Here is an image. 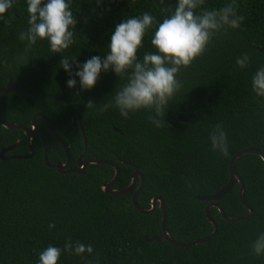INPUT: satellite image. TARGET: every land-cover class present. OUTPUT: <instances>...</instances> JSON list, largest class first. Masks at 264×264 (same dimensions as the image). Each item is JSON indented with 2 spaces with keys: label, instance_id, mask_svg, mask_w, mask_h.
<instances>
[{
  "label": "trees",
  "instance_id": "trees-1",
  "mask_svg": "<svg viewBox=\"0 0 264 264\" xmlns=\"http://www.w3.org/2000/svg\"><path fill=\"white\" fill-rule=\"evenodd\" d=\"M175 3L71 0L77 19L71 29L75 43L56 54L47 39H38L30 48L28 41L19 39L29 27L27 0H13L0 19V89L12 80L27 95L0 92V122L30 129L33 115H43L68 146L70 167L81 156L117 163L119 175L112 189L126 188L132 172L141 171L144 184L137 204L148 210L150 201L161 197L166 232L174 241L186 243L213 231L205 214L208 202L196 197L211 195L227 184L229 161L237 152L254 148L264 154V97L252 89L254 74L264 67V0H235L237 14L245 18L240 28L222 31L203 56L181 68L177 79L183 87L169 101L161 127L147 118L152 114L148 110L121 116L114 97L127 79H119L112 70L102 71L92 89L81 90L78 77L76 87L69 88V75L60 65L62 56L81 65L92 56L103 58L117 24L143 13L162 22L160 9ZM229 3L233 0H205L203 7L219 9ZM154 31L146 32L138 58L157 52L151 44ZM245 54L249 61L241 69L236 60ZM88 101L96 106L87 109ZM105 104L112 106L101 112ZM177 115L190 122L178 121ZM216 124L227 134V156L211 147L209 135ZM36 125L30 158L0 159V264H39L44 249L50 245L63 249L69 239L91 245L93 253L62 252L58 264H264V254L252 252L253 242L264 233V161L259 155L244 154L235 161L243 181L242 198L253 214L227 222L211 207L216 235L182 248L164 239L145 240L161 233L159 203L154 212L142 214L133 207L131 193L104 192L101 185L114 175L111 166L89 164L83 174H61L46 166L45 150L50 164L64 162L66 155L41 118ZM28 143L22 130L0 126V150L13 145L5 157L29 154ZM239 187L236 183L217 202L228 218L249 213L238 197Z\"/></svg>",
  "mask_w": 264,
  "mask_h": 264
},
{
  "label": "clouds",
  "instance_id": "clouds-1",
  "mask_svg": "<svg viewBox=\"0 0 264 264\" xmlns=\"http://www.w3.org/2000/svg\"><path fill=\"white\" fill-rule=\"evenodd\" d=\"M70 5L71 0H27L29 27L20 33L19 39L28 41L29 48L38 39H47L52 53H62L75 43L71 29L76 28L77 19ZM204 5L205 0H176L174 6L165 5L160 9L164 15L162 22L150 13L124 19L115 26L109 52L103 58L92 56L81 65L76 59L62 56L60 65L69 75L67 87L75 88L77 80L74 77H78L81 90H90L102 71L112 70L119 79H127L114 97V106L121 116L128 118L130 112L144 109L152 113L147 118L156 127L163 126L169 101L183 87L177 79L181 68L190 67L193 61L203 56L215 36L222 31L227 33L229 28H240L245 19L237 14L239 5L235 0L219 9L208 10ZM12 6L13 0H0V19ZM152 29L155 31L151 44L157 52L146 53L140 59L138 50L143 47L146 32ZM248 61L245 54L236 60V64L243 69ZM74 66L78 70L73 71ZM252 89L258 97H264V67L254 74ZM95 106L94 102H87V109ZM111 106L105 104L100 111ZM209 140L214 151L223 156L229 154L227 134L220 124L214 126ZM62 252L92 254L93 247L80 242L73 244L69 239L63 249L51 245L44 249L39 255V264H58ZM252 252L256 256L264 254V233L253 242Z\"/></svg>",
  "mask_w": 264,
  "mask_h": 264
},
{
  "label": "water",
  "instance_id": "water-1",
  "mask_svg": "<svg viewBox=\"0 0 264 264\" xmlns=\"http://www.w3.org/2000/svg\"><path fill=\"white\" fill-rule=\"evenodd\" d=\"M0 92H3V93H17V94H20L22 96H26L27 93L25 91H23L22 89H20L15 83L14 81L12 80H9L6 84V86L2 89H0ZM37 118H41L42 119V122L43 124L45 125L47 131L50 133V135L59 142V144L62 146V148L64 149V152H65V155H66V161L65 163H56V164H50L47 160V157H46V150L44 151V157H43V160L46 164V166L50 167V168H54L57 170V172L61 173V174H67V173H76V174H83L84 171H85V168L89 165V164H106V165H109L111 166L113 169H114V175H113V178L111 179V181L109 182H106V183H103L101 185V188L104 192H107V193H110L112 195H122V194H126L128 193L129 191H131L133 188H134V185L136 183V180H137V176H139L140 178V183H139V186L136 188V190L133 192V195H132V198H131V202H132V205L133 207L140 213L142 214H150L152 212L155 211L156 209V203L158 202L159 203V208L162 212V218H161V233L159 236H153L152 238H148L147 236H145V240L148 241V242H151V241H161V239H164L168 242H170L171 244L177 246V247H182V248H185V247H190L192 245H197V244H201L203 242H206L207 240L213 238L216 233H217V230H218V225L216 223V221L211 217L210 215V208L211 207H215L218 209L220 215L222 216V218L227 221V222H234V221H238V220H244V219H247L249 218L252 214H253V210L247 206L242 198V193H243V181L241 179V177L238 175V173L236 172L235 170V161L238 157H240L241 155H244V154H249V153H255L257 155L260 156V158L264 161V154L262 152H260L259 150L257 149H254V148H247V149H243L239 152H237L229 161V166H228V169H229V180L227 182V184L217 190L215 193L211 194V195H208V196H203V197H196L198 200L200 201H206L208 202V204L206 205L205 207V214H206V218L207 220L213 225V231L211 234H209L208 236L206 237H203V238H199V239H195L191 242H186V243H178L176 241H174L170 236L169 234L166 232L165 230V225H166V211L164 209V201L161 197H155L151 200V208L148 209V210H145L143 208H141L138 204H137V201H136V197H137V194L139 193V191L142 189L143 187V184H144V178H143V174L141 171L139 170H134L132 175H131V182L130 184L124 188V189H121V190H115V189H112V186L113 184L115 183V181L117 180V177L119 175V167L117 165V163H114L110 160H102V159H95V158H87V159H82V158H79L78 161H77V168L75 169H68V165H69V161H70V158H69V148L68 146L51 130L50 126L48 125L46 119L43 117V115L41 114H35L33 115L32 119H31V128L28 129L24 126H21V125H17V124H8V123H5V122H0V126L2 127H5V128H9V129H19V130H22L24 132V134L29 137V143H28V148L30 150V153L27 154V155H12V156H8V157H5V154L10 151L12 148H13V145L12 146H9V147H4L0 150V159L1 160H4V159H7V160H10V159H27V158H30L34 152L32 150V147H31V140L34 139L37 135V132H38V128H37V125H36V119ZM176 119L180 122H190V120L182 115H177L176 116ZM81 132H82V137L84 139V144L86 146V140H85V135L83 133V130L81 129ZM129 164V163H128ZM236 183H239L240 184V187H239V190H238V197L241 201V203L248 209L249 213L246 215V216H242V217H236V218H228L224 212H223V209L222 207L217 203L225 194H227L235 185Z\"/></svg>",
  "mask_w": 264,
  "mask_h": 264
},
{
  "label": "flooded vegetation",
  "instance_id": "flooded-vegetation-1",
  "mask_svg": "<svg viewBox=\"0 0 264 264\" xmlns=\"http://www.w3.org/2000/svg\"><path fill=\"white\" fill-rule=\"evenodd\" d=\"M80 158H82V159H87V158H83L82 156L80 157ZM66 161V160H65ZM65 161L64 162H60V163H65ZM77 161H78V159L76 160V162H75V167L73 168V167H70V161H69V165H68V169H75V168H77ZM59 163V162H58ZM133 173V172H132ZM132 175V174H131ZM131 182V181H130ZM139 183H140V178H139V176H137V180H136V183H135V185H134V188L131 190V191H129L128 193L130 194L131 193V198H132V195H133V192L136 190V188L139 186ZM114 185V184H113ZM131 201V200H130ZM132 203V202H131ZM150 203H151V201H150ZM157 204V203H156ZM151 206V205H150Z\"/></svg>",
  "mask_w": 264,
  "mask_h": 264
}]
</instances>
